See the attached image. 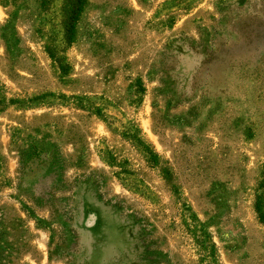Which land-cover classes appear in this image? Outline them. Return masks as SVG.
I'll use <instances>...</instances> for the list:
<instances>
[{
	"label": "rangeland",
	"instance_id": "1",
	"mask_svg": "<svg viewBox=\"0 0 264 264\" xmlns=\"http://www.w3.org/2000/svg\"><path fill=\"white\" fill-rule=\"evenodd\" d=\"M64 2L0 0V264H264V0Z\"/></svg>",
	"mask_w": 264,
	"mask_h": 264
},
{
	"label": "trees",
	"instance_id": "2",
	"mask_svg": "<svg viewBox=\"0 0 264 264\" xmlns=\"http://www.w3.org/2000/svg\"><path fill=\"white\" fill-rule=\"evenodd\" d=\"M87 0H65L63 6V32L66 43H72L76 35V26ZM51 58H54L53 50L48 48ZM58 60V59H57ZM254 211L260 223L264 224V166L262 180L259 184L254 200Z\"/></svg>",
	"mask_w": 264,
	"mask_h": 264
}]
</instances>
